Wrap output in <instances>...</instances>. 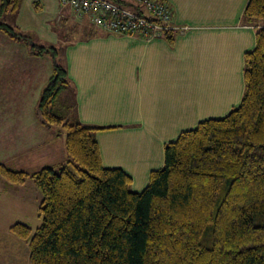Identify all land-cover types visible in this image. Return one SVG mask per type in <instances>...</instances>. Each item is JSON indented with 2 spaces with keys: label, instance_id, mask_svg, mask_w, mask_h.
Masks as SVG:
<instances>
[{
  "label": "crops",
  "instance_id": "1",
  "mask_svg": "<svg viewBox=\"0 0 264 264\" xmlns=\"http://www.w3.org/2000/svg\"><path fill=\"white\" fill-rule=\"evenodd\" d=\"M161 1L173 12V43L165 35L105 32L60 0H22L14 26L40 36L30 35L38 46H57L61 39V52L55 59L39 56L33 44L0 32V163L29 174L66 164L63 129L44 126L37 115L54 61L66 70L68 84L53 111L70 123L108 127L95 135L102 163L127 173L134 192H142L151 173L164 167L168 143L241 104L245 56L257 44L255 26L244 19L249 0ZM35 2L46 4L47 18L61 31L38 20ZM11 16L3 19L8 23ZM29 180L22 185L4 180L0 186V233L10 231L11 212L26 215L32 196L41 197Z\"/></svg>",
  "mask_w": 264,
  "mask_h": 264
},
{
  "label": "trees",
  "instance_id": "2",
  "mask_svg": "<svg viewBox=\"0 0 264 264\" xmlns=\"http://www.w3.org/2000/svg\"><path fill=\"white\" fill-rule=\"evenodd\" d=\"M111 1L141 12L128 0ZM21 2L0 0V32L55 59L53 46H38L3 19ZM244 19L257 44L245 56L241 104L168 143L164 167L142 192L123 170L103 165L95 135L108 127L70 123L53 111L68 84L54 61L37 115L63 129L66 164L29 174L0 163L7 183L31 179L42 194L40 227L10 228L28 243L30 264H264V0H249ZM173 33L164 34L170 43Z\"/></svg>",
  "mask_w": 264,
  "mask_h": 264
},
{
  "label": "built area",
  "instance_id": "3",
  "mask_svg": "<svg viewBox=\"0 0 264 264\" xmlns=\"http://www.w3.org/2000/svg\"><path fill=\"white\" fill-rule=\"evenodd\" d=\"M128 1L134 3L141 12L120 6L111 0H60V4L80 17H88L98 29L116 35L137 34L142 38H153L175 29L172 9L166 2Z\"/></svg>",
  "mask_w": 264,
  "mask_h": 264
},
{
  "label": "rangeland",
  "instance_id": "4",
  "mask_svg": "<svg viewBox=\"0 0 264 264\" xmlns=\"http://www.w3.org/2000/svg\"><path fill=\"white\" fill-rule=\"evenodd\" d=\"M38 5L39 4L37 2L34 3L35 9L37 11H39V13L42 14V15H39V14L37 15L38 20L41 21V18H45L46 20L49 21V23H52V21H50L49 18H47V17H49V14H48L47 7L45 8L46 4H42L41 7ZM13 17H16V15H13L10 18L9 17L7 18L8 23L11 25H14V23H15L13 20ZM28 23H32V20L28 21ZM52 26H53V29L56 31H61L63 29L59 25L58 26L53 25V23H52ZM21 32L22 31L20 30V33ZM30 35H32V37L36 40H38L40 37L37 34H30ZM31 42L33 43V41H31ZM49 45H55V43L50 42ZM49 47H51V46H49ZM53 47L57 50L58 53H60L61 52V50H60L61 39L59 40V44L57 46H53ZM3 159H4V157H3V154H2L1 149H0V161ZM1 180H2V182L0 183V186L5 187V184H7V183L2 178H1ZM29 182L33 183L32 180H29ZM35 188H37V187H35ZM37 192H39L38 194H40L41 197H39V198L37 197L38 199L36 200L34 195L32 196V198L29 200V204L32 207V208H30L31 210L29 211V213L26 215H23V214H19L18 212H11V215H10L11 219H9V225H10V223H11V226H13L16 223H23V224L31 227L33 231H35L37 228L40 227L41 219L39 217V211H38L39 207L38 206L40 205V202L42 200V195H41L40 191H37ZM30 195H32V194H30ZM16 216L18 217V219ZM20 219H22V221ZM6 232L0 233V264H30L29 263L30 250H29L28 243L27 242L25 243L22 240L17 239L12 233H10V231L8 229H6ZM8 234L9 235L12 234L11 238H14L13 240H15V241L10 240L8 238V236H9ZM8 255L13 257V258L8 259L7 258ZM6 260H8V261H6Z\"/></svg>",
  "mask_w": 264,
  "mask_h": 264
}]
</instances>
